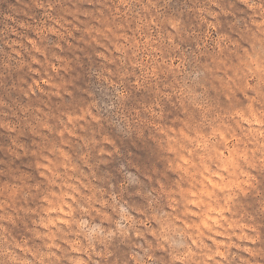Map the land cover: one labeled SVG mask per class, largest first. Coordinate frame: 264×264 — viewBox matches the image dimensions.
<instances>
[{"label":"rangeland","instance_id":"obj_1","mask_svg":"<svg viewBox=\"0 0 264 264\" xmlns=\"http://www.w3.org/2000/svg\"><path fill=\"white\" fill-rule=\"evenodd\" d=\"M0 264H264V0H0Z\"/></svg>","mask_w":264,"mask_h":264}]
</instances>
